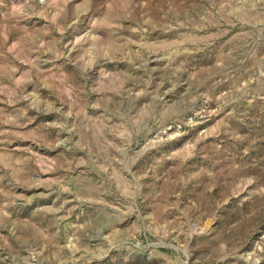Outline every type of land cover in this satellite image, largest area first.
Listing matches in <instances>:
<instances>
[{"label": "rangeland", "instance_id": "obj_1", "mask_svg": "<svg viewBox=\"0 0 264 264\" xmlns=\"http://www.w3.org/2000/svg\"><path fill=\"white\" fill-rule=\"evenodd\" d=\"M0 264H264V0H0Z\"/></svg>", "mask_w": 264, "mask_h": 264}]
</instances>
